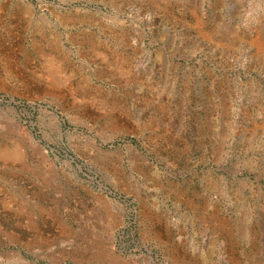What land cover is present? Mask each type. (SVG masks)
<instances>
[{
    "label": "rangeland",
    "instance_id": "rangeland-1",
    "mask_svg": "<svg viewBox=\"0 0 264 264\" xmlns=\"http://www.w3.org/2000/svg\"><path fill=\"white\" fill-rule=\"evenodd\" d=\"M0 264H264V0H0Z\"/></svg>",
    "mask_w": 264,
    "mask_h": 264
},
{
    "label": "bare ground",
    "instance_id": "bare-ground-1",
    "mask_svg": "<svg viewBox=\"0 0 264 264\" xmlns=\"http://www.w3.org/2000/svg\"><path fill=\"white\" fill-rule=\"evenodd\" d=\"M9 155V154H8Z\"/></svg>",
    "mask_w": 264,
    "mask_h": 264
}]
</instances>
